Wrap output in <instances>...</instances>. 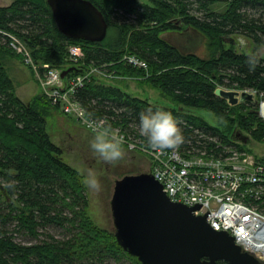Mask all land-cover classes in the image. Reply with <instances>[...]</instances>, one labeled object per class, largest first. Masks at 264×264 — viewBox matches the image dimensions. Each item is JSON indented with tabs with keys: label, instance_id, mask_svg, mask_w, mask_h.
<instances>
[{
	"label": "trees",
	"instance_id": "trees-1",
	"mask_svg": "<svg viewBox=\"0 0 264 264\" xmlns=\"http://www.w3.org/2000/svg\"><path fill=\"white\" fill-rule=\"evenodd\" d=\"M89 1L108 24L100 43L63 36L46 0H13L0 6V264H141L117 244L113 232L89 219L82 177L62 161V150L46 130L49 112L56 108L42 94L29 101L16 96L2 63L7 56L20 59L9 47L8 34L26 45L35 62L70 70L66 77L91 66L134 76L176 106L153 104L113 82L94 79L75 91V100L89 117L129 141L147 143L140 133V114L149 110L172 114L184 137L177 148L183 154L226 158L230 154L225 148L239 149L232 142L237 141L235 131L264 140V119L253 99L230 105L216 94L218 88L245 90L264 99V58L234 48L238 35L264 47V0ZM218 3L227 4V10L212 11ZM182 26L206 37L208 57L182 53L162 38ZM70 46L81 49L77 62L70 60ZM125 55L143 60L147 70L126 64ZM250 59L257 61L254 71H249ZM193 110L212 113L235 129L228 137ZM244 201L264 213L263 194ZM17 236L36 242L20 243Z\"/></svg>",
	"mask_w": 264,
	"mask_h": 264
},
{
	"label": "built area",
	"instance_id": "built-area-1",
	"mask_svg": "<svg viewBox=\"0 0 264 264\" xmlns=\"http://www.w3.org/2000/svg\"><path fill=\"white\" fill-rule=\"evenodd\" d=\"M8 36L9 47L33 72L40 93L52 106L94 135L107 130L103 121L86 114L75 100L74 93L93 79L112 82L118 77L115 72L104 73L102 68L91 66L78 75L61 78L62 71L35 62L19 38L11 34ZM68 51L72 62H77L83 55L77 46H70ZM122 60L131 67L147 70V64L136 56L125 55ZM107 132L109 137L119 140L121 146L134 145L130 150L136 149L148 155L151 161L149 173L161 184L170 201L187 207L198 206L193 211L195 216L206 215L213 230L229 233L243 251L264 261V213L244 201L246 197H259L254 189L264 184L262 167L252 164V168L248 169L250 164L243 166L232 162L233 156L187 155L177 148L153 150L147 144L137 146L118 130Z\"/></svg>",
	"mask_w": 264,
	"mask_h": 264
},
{
	"label": "water",
	"instance_id": "water-1",
	"mask_svg": "<svg viewBox=\"0 0 264 264\" xmlns=\"http://www.w3.org/2000/svg\"><path fill=\"white\" fill-rule=\"evenodd\" d=\"M46 3L63 36L92 43L105 39L108 24L89 0ZM68 72L62 71L61 78ZM216 94L230 105L253 99L245 90L218 88ZM233 137L244 144L250 141L241 131ZM198 208L170 201L149 173L125 175L114 182L110 200L116 242L141 264H264L243 251L229 233L213 230L206 215L195 216Z\"/></svg>",
	"mask_w": 264,
	"mask_h": 264
},
{
	"label": "rangeland",
	"instance_id": "rangeland-1",
	"mask_svg": "<svg viewBox=\"0 0 264 264\" xmlns=\"http://www.w3.org/2000/svg\"><path fill=\"white\" fill-rule=\"evenodd\" d=\"M12 2L13 0H0V6H8ZM139 2L146 3V0H139ZM227 8V4L218 3L213 5L211 10L223 13L227 10ZM161 36L182 53H193L203 58H206L209 55L207 50V39L197 30L182 26L179 31L166 32L161 34ZM234 38V48L239 53H254L257 57L264 58L263 46H256L251 39L242 35H238ZM228 46L229 45H226V47ZM6 59L7 62L10 61L8 57H5L2 61H5ZM102 71L104 73H108L105 70ZM117 76L118 77L112 80L113 84L117 85L132 96L146 98L153 104L165 107H176L169 99L163 97L160 92L154 90L149 85L142 83L141 79L134 76ZM17 77L25 80V82L29 81L30 85L35 87V84L27 70H23V72L18 74ZM13 83L16 87V91H19V84L16 78H13ZM24 90L27 92L30 91V86L27 84L24 86ZM20 95L22 98H25L23 94ZM253 96L252 102L258 106L259 113L260 104L264 101V99L260 100L255 94H253ZM54 111L55 109L52 107L47 119L48 123L46 130L50 140L62 150V161L79 173L84 184L85 180L89 179L91 176H94L99 181L100 188L98 191L90 189L85 184L86 196L88 199L87 215L98 228L113 232L114 227L110 211V200L113 193L114 182L121 179L125 175L148 173L151 168V161L147 154L136 149L130 150L125 145L121 146L124 151V155L120 160L111 164L105 163L91 148V143L95 140L96 135L92 134L78 123H74L72 119H68V117L66 118V116H64L59 110L56 113H54ZM191 113L200 116L207 121L209 125L218 127L228 137H230L231 133L235 129L234 126H229L214 114L207 111L193 110ZM261 118L264 119V117ZM245 135L248 136V134ZM130 142H133L137 146L147 144L139 139H135L134 141L131 140ZM232 142L238 144L239 149H232V147L225 148V151L228 152L230 156H233L234 161L229 159L230 161L243 166L250 164L249 167H247L248 169H251L253 164L254 166L257 165L262 167L264 170V140L256 141L250 137V141L246 144H243L240 141L232 140ZM244 160H246V163ZM0 184L3 185L1 181ZM254 190L257 195H264V186H259ZM49 231H52L51 233L56 237H61L63 235V232L60 230L59 232L54 230ZM16 241L20 243L25 242L27 245L36 242L30 238H20V236L16 237Z\"/></svg>",
	"mask_w": 264,
	"mask_h": 264
},
{
	"label": "clouds",
	"instance_id": "clouds-1",
	"mask_svg": "<svg viewBox=\"0 0 264 264\" xmlns=\"http://www.w3.org/2000/svg\"><path fill=\"white\" fill-rule=\"evenodd\" d=\"M257 61L249 60V71H254ZM140 133L147 138V145L153 150L178 148L184 141L181 130L177 126L172 114L163 110L140 114ZM129 149L134 145H129ZM92 150L97 153L105 163H114L120 160L124 151L121 142L115 137H109L107 130L96 135L91 143ZM85 184L93 190L100 188L99 181L91 176L85 180Z\"/></svg>",
	"mask_w": 264,
	"mask_h": 264
},
{
	"label": "crops",
	"instance_id": "crops-1",
	"mask_svg": "<svg viewBox=\"0 0 264 264\" xmlns=\"http://www.w3.org/2000/svg\"><path fill=\"white\" fill-rule=\"evenodd\" d=\"M7 57L9 58L10 61L7 62V59H6L5 61H2V63H3V67L5 68V70L7 72L8 77L10 78V80L12 81V83H13V78H16V80H17V82L19 84V91H16V87H15V85L13 83L16 96L20 100H22V101H28V100H31L33 97L41 94L40 93V89L38 87V84L35 81V77L32 74L31 70L29 68H27L26 66L22 65V63L20 62L19 59L14 58V57H9V56H7ZM4 59H5V57H4ZM23 70H27L29 72L31 79L33 80V82L35 84V87L34 86H31L29 81L28 82H25V80H22V79H20V78L17 77L18 74H20L21 72H23ZM27 84L30 86V91H28V92L24 90V86H26ZM154 90H156V89H154ZM20 94H23L25 96V98H22ZM142 99H146V98H142ZM56 112H58L57 109H55L54 113H56Z\"/></svg>",
	"mask_w": 264,
	"mask_h": 264
},
{
	"label": "bare ground",
	"instance_id": "bare-ground-1",
	"mask_svg": "<svg viewBox=\"0 0 264 264\" xmlns=\"http://www.w3.org/2000/svg\"><path fill=\"white\" fill-rule=\"evenodd\" d=\"M260 113H261V116L264 117V101L261 102L260 104Z\"/></svg>",
	"mask_w": 264,
	"mask_h": 264
}]
</instances>
